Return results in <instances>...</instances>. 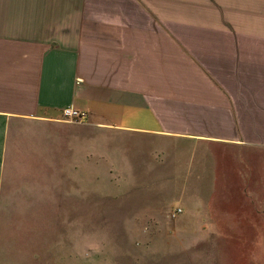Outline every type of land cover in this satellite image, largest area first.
<instances>
[{"label":"crops","instance_id":"1","mask_svg":"<svg viewBox=\"0 0 264 264\" xmlns=\"http://www.w3.org/2000/svg\"><path fill=\"white\" fill-rule=\"evenodd\" d=\"M98 127L152 137L174 217H264V0H0V216L97 189Z\"/></svg>","mask_w":264,"mask_h":264},{"label":"rangeland","instance_id":"2","mask_svg":"<svg viewBox=\"0 0 264 264\" xmlns=\"http://www.w3.org/2000/svg\"><path fill=\"white\" fill-rule=\"evenodd\" d=\"M97 138V189H72L67 175L60 205L1 207L0 264H264L263 216L171 217L177 191L146 187L171 179L163 172L168 158L153 156L152 137L128 142L122 131L98 127Z\"/></svg>","mask_w":264,"mask_h":264},{"label":"built area","instance_id":"3","mask_svg":"<svg viewBox=\"0 0 264 264\" xmlns=\"http://www.w3.org/2000/svg\"><path fill=\"white\" fill-rule=\"evenodd\" d=\"M62 114L65 119L71 120V121H81L88 117V112L83 109H77L73 106L67 105L63 107ZM179 208H175L171 211H169L168 215L171 217H174L177 212H179Z\"/></svg>","mask_w":264,"mask_h":264}]
</instances>
